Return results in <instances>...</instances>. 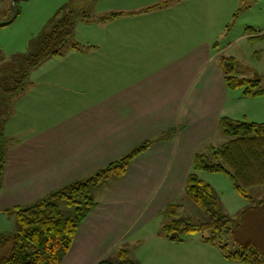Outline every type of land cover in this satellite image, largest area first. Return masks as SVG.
Returning a JSON list of instances; mask_svg holds the SVG:
<instances>
[{"label": "crops", "instance_id": "crops-1", "mask_svg": "<svg viewBox=\"0 0 264 264\" xmlns=\"http://www.w3.org/2000/svg\"><path fill=\"white\" fill-rule=\"evenodd\" d=\"M162 1L99 13L123 12L103 22L95 42L45 60L28 96L37 97L51 86L42 75L49 71L53 77L64 69L52 87H66L59 107L74 110L35 132L28 128L33 123L13 118L14 113L5 123L9 142L0 211L30 203L168 129L175 131L171 139L141 152L120 179L101 191L61 264H96L120 245L128 249L146 237L174 250L159 234L161 212L183 193L193 155L207 144L216 145L217 122L225 110H233L236 97L229 95L219 62L225 46L212 42L214 23L201 20L194 27L191 18L197 10L177 0L153 6ZM170 262L176 263L174 257Z\"/></svg>", "mask_w": 264, "mask_h": 264}, {"label": "trees", "instance_id": "trees-1", "mask_svg": "<svg viewBox=\"0 0 264 264\" xmlns=\"http://www.w3.org/2000/svg\"><path fill=\"white\" fill-rule=\"evenodd\" d=\"M167 3L168 1H162L153 6ZM149 8L151 7H146ZM240 10L242 8L238 9ZM120 14L123 12H111L98 18L112 19ZM72 17L71 10L65 12L50 30L41 32L29 43L26 54H14L8 60L9 63L13 62L14 67L0 66V183L4 174L8 142L4 127L12 107L8 101L14 100L19 90L23 89L30 69L47 58L62 54L61 49L73 32ZM6 23L0 22V26ZM245 29L248 30V39H264L261 31L251 26ZM71 47L78 48L79 44L73 43ZM223 58L221 55L219 62L228 89L246 85L243 91L246 96L264 95V87L259 85L258 79L235 76L232 57L228 58V64ZM217 131L223 136V142L220 145L207 144L195 152L183 188L186 198L205 214V219L193 221L184 215V205L181 202H170L161 212L159 234L170 242L178 243L183 240L182 234L209 229L212 235L204 236L203 240L216 245L226 260L241 264H264V195L254 199L249 193L252 187L264 186V122L221 116L217 122ZM174 132L173 128L168 129L85 177L68 182L30 203L2 210L14 216L17 228L12 233H0V264H61L79 226L98 205L92 195V188L107 182L111 185L120 179L135 157L153 143L171 139ZM202 171L226 173L233 189L255 203L240 212L239 222L234 226L220 212L211 186L200 179L199 172ZM96 264L139 262L129 255L126 246L120 245Z\"/></svg>", "mask_w": 264, "mask_h": 264}, {"label": "rangeland", "instance_id": "rangeland-1", "mask_svg": "<svg viewBox=\"0 0 264 264\" xmlns=\"http://www.w3.org/2000/svg\"><path fill=\"white\" fill-rule=\"evenodd\" d=\"M177 2L188 5L190 9L193 8V12L198 11L193 13L191 18L194 27L196 22H201V20L214 23V27L211 28L215 32L212 42L219 48L225 46V51L221 55L226 64L230 63L228 58L232 57L235 76L251 80L258 79L259 85L264 87V39H248V36L246 37L248 30L245 29L247 26H251L257 31H261V34L264 33V0H177ZM147 3L148 0H0V22H7L0 26V66L14 67L13 62L9 63L8 60H11L14 54H26L29 43L41 32L50 30L51 26L69 10L73 16L74 26L72 35L67 38L61 49L62 52L72 49L71 44L73 43H80L81 47L97 40L96 35L99 34L101 26L104 27L103 22L107 21V19L100 20L99 13L102 15L109 9ZM240 8L242 10L238 11ZM173 44L171 41L170 45ZM170 45L168 44V46ZM159 62L154 61L157 65ZM43 64H46L45 60L37 67L30 69L22 86L23 89L19 90L18 94L19 97L22 94L24 96L20 100L17 96L14 100L9 99L8 101V104L12 106L8 116L10 117L14 113L13 118L18 117L25 123H33L28 127L33 132L53 123L66 114L65 112L74 110L73 106L65 109L59 107L63 100V94L68 93L66 87L63 88L61 83L62 89L57 86L52 87L55 85L52 79L55 82H60L59 72L64 69L58 68L51 73L53 77H50L47 70L48 72L46 75H42L41 79L51 86H48L47 89L44 88L46 92L40 93L37 97L28 96V90L35 82L33 81L34 77L43 72ZM61 81L63 82V78ZM245 87L246 85L229 90V95L233 94L236 98L232 101L233 110H225V115L236 116L238 119L246 118L248 121H264V95L246 96L243 94ZM40 88L41 86H39V90H41ZM49 107L50 109H48ZM28 128L21 130L22 136L27 134ZM5 129L8 131L7 127ZM4 134L7 136L6 133ZM11 140H15V138H11ZM223 140V136L217 134L214 143L218 145ZM199 177L211 186L220 212L231 220L230 225L232 226L239 222L240 212L243 209L250 204H255L233 189L224 172L202 171L199 172ZM108 184L107 182L102 186L92 188V195L95 199ZM249 193L254 199L261 198L264 195V186L252 187L249 189ZM172 202H181L184 205V215L191 220L202 221L205 219V214L186 198L184 192ZM158 221L159 219H156L151 226H156ZM16 228L14 216L0 211V233H12ZM211 235L212 231L209 229L182 234L181 242H172V249H174L172 251L167 246L153 244L146 237L145 241L138 245L135 242L131 243L128 252L134 260L138 261L139 258V264H241L225 260L216 245L203 240L204 236L210 237ZM141 238H145V236L143 235ZM171 257H174L176 263L170 262Z\"/></svg>", "mask_w": 264, "mask_h": 264}]
</instances>
